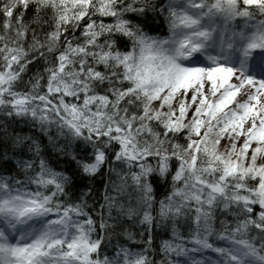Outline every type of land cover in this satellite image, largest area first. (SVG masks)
Returning a JSON list of instances; mask_svg holds the SVG:
<instances>
[{"label":"snow or ice","instance_id":"snow-or-ice-1","mask_svg":"<svg viewBox=\"0 0 264 264\" xmlns=\"http://www.w3.org/2000/svg\"><path fill=\"white\" fill-rule=\"evenodd\" d=\"M0 264H264V0H0Z\"/></svg>","mask_w":264,"mask_h":264}]
</instances>
